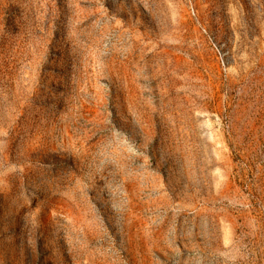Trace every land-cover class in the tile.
Returning a JSON list of instances; mask_svg holds the SVG:
<instances>
[{"label": "rangeland", "instance_id": "1", "mask_svg": "<svg viewBox=\"0 0 264 264\" xmlns=\"http://www.w3.org/2000/svg\"><path fill=\"white\" fill-rule=\"evenodd\" d=\"M0 264H264V0H0Z\"/></svg>", "mask_w": 264, "mask_h": 264}]
</instances>
